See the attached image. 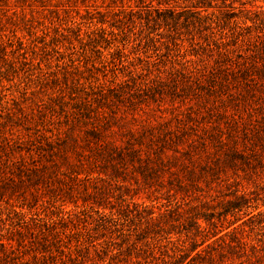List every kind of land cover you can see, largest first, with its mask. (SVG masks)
<instances>
[{
    "label": "rangeland",
    "instance_id": "374dc122",
    "mask_svg": "<svg viewBox=\"0 0 264 264\" xmlns=\"http://www.w3.org/2000/svg\"><path fill=\"white\" fill-rule=\"evenodd\" d=\"M263 40L264 0H0V264H264Z\"/></svg>",
    "mask_w": 264,
    "mask_h": 264
},
{
    "label": "trees",
    "instance_id": "16d2710c",
    "mask_svg": "<svg viewBox=\"0 0 264 264\" xmlns=\"http://www.w3.org/2000/svg\"><path fill=\"white\" fill-rule=\"evenodd\" d=\"M258 50V55L260 57V59L262 61H264V40L262 41V45L257 49ZM262 65L264 66V62H262ZM264 74V73H263ZM109 151H113L114 153L116 152L118 157H122V152H118L117 148L115 146H112ZM136 149H131L130 147H128V151L127 154L133 155L134 153H136ZM126 154V153H125Z\"/></svg>",
    "mask_w": 264,
    "mask_h": 264
}]
</instances>
